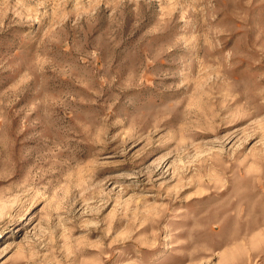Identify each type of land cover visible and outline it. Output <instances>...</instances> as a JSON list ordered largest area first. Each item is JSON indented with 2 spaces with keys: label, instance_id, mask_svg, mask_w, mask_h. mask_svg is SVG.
<instances>
[{
  "label": "rangeland",
  "instance_id": "obj_1",
  "mask_svg": "<svg viewBox=\"0 0 264 264\" xmlns=\"http://www.w3.org/2000/svg\"><path fill=\"white\" fill-rule=\"evenodd\" d=\"M0 264H264V0H0Z\"/></svg>",
  "mask_w": 264,
  "mask_h": 264
}]
</instances>
